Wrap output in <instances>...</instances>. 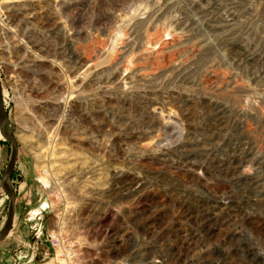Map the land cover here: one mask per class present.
Returning a JSON list of instances; mask_svg holds the SVG:
<instances>
[{"label":"rangeland","instance_id":"374dc122","mask_svg":"<svg viewBox=\"0 0 264 264\" xmlns=\"http://www.w3.org/2000/svg\"><path fill=\"white\" fill-rule=\"evenodd\" d=\"M0 16L18 145L0 264H49L52 231L81 264H264V0H0ZM10 153L0 138V177ZM8 205L0 189V232Z\"/></svg>","mask_w":264,"mask_h":264},{"label":"water","instance_id":"95a60500","mask_svg":"<svg viewBox=\"0 0 264 264\" xmlns=\"http://www.w3.org/2000/svg\"><path fill=\"white\" fill-rule=\"evenodd\" d=\"M6 115L4 111V102L2 97V91L0 87V137L6 143H8L11 147V153L9 162L0 177V189L5 194L8 199V212L7 217L5 220V224L0 232V242L3 241L11 231L12 221L14 217V202L15 196L13 192L9 189L7 185V179L11 176L13 169L16 164L17 156H18V145L15 138L12 135H8L7 131L5 130V123H6Z\"/></svg>","mask_w":264,"mask_h":264},{"label":"built area","instance_id":"2783aa9c","mask_svg":"<svg viewBox=\"0 0 264 264\" xmlns=\"http://www.w3.org/2000/svg\"><path fill=\"white\" fill-rule=\"evenodd\" d=\"M47 240L55 251L54 257L49 261V264H81V248L75 246L63 233L48 232ZM44 259H48L47 253L44 254Z\"/></svg>","mask_w":264,"mask_h":264},{"label":"bare ground","instance_id":"6f19581e","mask_svg":"<svg viewBox=\"0 0 264 264\" xmlns=\"http://www.w3.org/2000/svg\"><path fill=\"white\" fill-rule=\"evenodd\" d=\"M2 20H4V18L2 19V17L0 16V24H1V22H2ZM166 96H168L167 94H166ZM145 126V125H144ZM143 128V127H142ZM144 129V128H143ZM134 131V130H133ZM147 132H148V128H145V131H143V132H139L140 133V137H144V136H148L147 135ZM139 136H138V138H139ZM125 137V136H124ZM127 137V136H126ZM1 138V137H0ZM2 139V138H1ZM127 139V138H126ZM120 141V140H119ZM117 142V141H116ZM120 143V142H119ZM197 145V144H196ZM194 146H195V144L194 143H192L190 146H188V147H191V148H193L194 149ZM188 149L187 148V146H181L180 147V149L179 150H181V149ZM196 151V150H195ZM197 152V151H196ZM179 157V156H178ZM197 157H198V162H196V168H199V169H202V168H204L206 165H205V161H204V156L202 155V152H198L197 153ZM185 159H181V158H179V160L180 161H184V160H191V159H193V158H195V154L193 155V154H191V155H189V152H185V157H184ZM209 169H210V171H209V174L211 175L212 173H213V170L211 169V167L209 166ZM143 172H145V171H143ZM139 179V178H138ZM141 179V178H140ZM153 180V179H152ZM142 181V180H141ZM144 181V180H143ZM151 181V180H150ZM147 183V182H146ZM252 199H257L256 197H252ZM181 209V208H180ZM182 210V209H181ZM187 211V210H186ZM178 214V213H177ZM165 215V214H164ZM191 216H192V214H191ZM195 217V216H194ZM197 218V217H196ZM178 220V219H177ZM176 220V221H177ZM190 223H191V221H190ZM189 223V224H190ZM246 223H248V224H246V225H251L252 223H251V221L250 222H246ZM202 224V223H201ZM253 224H255V223H253ZM207 226V225H206ZM177 227V226H176ZM187 227V226H186ZM174 228V227H173ZM191 228V227H190ZM256 228H258V225H256ZM262 230V229H261ZM206 231L207 232H210L211 233V229L209 228V227H207V229H206ZM213 231V230H212ZM193 232V231H192ZM178 235V234H177ZM193 236V235H192ZM192 236H191V240L193 239L192 238ZM231 236V235H230ZM223 237V236H222ZM227 238V237H226ZM226 238H224L223 239V245H225V243H226ZM229 239V238H228ZM230 241V240H229ZM228 242V241H227ZM231 243V242H230ZM177 252V251H176ZM215 253L216 254H218V252L216 251V249H215ZM177 260V259H176ZM179 261H180V259H179ZM186 264H190V263H186Z\"/></svg>","mask_w":264,"mask_h":264}]
</instances>
